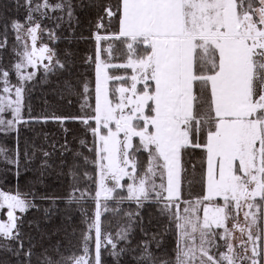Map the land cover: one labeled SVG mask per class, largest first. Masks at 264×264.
I'll list each match as a JSON object with an SVG mask.
<instances>
[{
	"label": "snow or ice",
	"instance_id": "6c2138e0",
	"mask_svg": "<svg viewBox=\"0 0 264 264\" xmlns=\"http://www.w3.org/2000/svg\"><path fill=\"white\" fill-rule=\"evenodd\" d=\"M95 6L94 54L85 58L95 82L94 89L83 83L80 115L33 116L25 105L41 67L47 76L73 65L72 51L62 60L48 44H38L45 19L60 28L66 18L71 28L72 0H25L24 21H11L18 59L10 69L0 67V131L18 134L20 125L71 120L91 134L90 147L80 142L91 156L76 153L73 166L79 170L82 161L94 194L73 185L67 198L75 205L91 198L95 205L90 217L80 208L86 228L79 253L65 256L56 246V255L45 249L38 264H104V251L115 264L128 253L132 264H264V0H100ZM2 29L0 49L7 46L8 24ZM47 35L59 39L54 30ZM197 150L200 191L194 194L186 176L189 164L197 171L190 159ZM23 155L30 162L28 151ZM20 157L18 147L12 153L0 147V162L14 166L17 176ZM47 166L45 159L41 168ZM30 195L0 190L6 215L0 250L19 264H32L34 255L32 238L26 247L22 230L23 214L37 207ZM126 202L136 209L118 207ZM146 206L167 221L166 232H175L171 260L152 249L160 241L143 226ZM109 211L127 217L115 235L102 228ZM134 225L145 237L135 245Z\"/></svg>",
	"mask_w": 264,
	"mask_h": 264
},
{
	"label": "trees",
	"instance_id": "16d2710c",
	"mask_svg": "<svg viewBox=\"0 0 264 264\" xmlns=\"http://www.w3.org/2000/svg\"><path fill=\"white\" fill-rule=\"evenodd\" d=\"M57 3L60 0H50ZM100 0H72L75 6V18L71 28L65 21L60 28H56V21L49 19V27H52L59 39L52 43V48L59 57L64 59V52L70 50L74 53L73 65L70 71H57L48 76H39L28 84L29 91L25 94V105L31 108L33 116H77L81 114L83 97L80 95L85 81L90 82L94 89L95 73L94 66L85 62V58L94 54V41L91 38L98 16V8L95 6ZM106 2V0H105ZM25 0H0V31L2 26L8 24L7 46L0 52L9 58V52L16 46L15 33L11 29L12 20L24 21L26 16ZM63 15L60 13L51 14L52 17ZM50 41V40H49ZM11 68V64L5 66ZM11 81H15L14 71L10 73ZM72 88L69 90L68 85ZM94 103V93L93 100ZM87 140L91 146V134L78 121H66L60 124L54 120L47 123H32L20 125L19 133L1 132L0 147L12 153L17 147L21 154L19 176L14 166L0 162V188L11 193L19 191L23 194L35 196L36 208L30 209L23 214L26 247L27 238H32L33 249L32 264H38V257L48 250L50 255L55 256L56 246L65 256L72 252L79 253L81 236L86 228V217L81 213L80 208L87 210V216H92L95 205L91 198L86 199L81 205L69 204L68 196L72 192L73 185H78L81 190H87L94 194V187L90 186L83 176L84 166L81 161L79 170L74 168L76 153L83 152L84 155L91 154L87 148L81 145V140ZM17 141L19 143L17 144ZM35 150V155L32 152ZM28 151L30 162H25L24 152ZM48 152L49 157L45 158L43 152ZM47 160V167L41 168L42 163ZM192 164H196L197 171L192 172L191 164L187 165L188 173L186 180H192V191L198 193L199 180V150L190 158ZM91 171V168H88ZM77 172L78 178L74 179L72 173ZM78 196L79 193H76ZM41 197H47L42 199ZM110 208L117 205L114 202L109 204ZM124 211H134L135 204L123 203L118 206ZM48 209L45 216L44 210ZM143 217V226L151 234H156L160 241L159 248L155 242L152 249L160 259L171 260L174 258L176 246L175 232H166L167 221L160 217L153 206H146L140 210ZM102 228L115 235L116 231L126 224L127 217L122 213L109 211L101 217ZM149 236V238H150ZM134 240L136 242L144 239L139 227L134 225ZM121 243V247H123ZM104 264H115V258L107 251L102 253ZM19 259L7 251L0 250V264H19ZM121 264H132L133 254L128 253L121 256Z\"/></svg>",
	"mask_w": 264,
	"mask_h": 264
},
{
	"label": "rangeland",
	"instance_id": "374dc122",
	"mask_svg": "<svg viewBox=\"0 0 264 264\" xmlns=\"http://www.w3.org/2000/svg\"><path fill=\"white\" fill-rule=\"evenodd\" d=\"M51 2V1H50ZM60 2V1H59ZM56 13H60V12H56ZM51 14H54L53 12H49V15L51 16ZM62 14V13H60ZM42 27L45 28V32L41 34V40L38 41V44L39 43H46L49 45V47L52 48V43L54 41L50 40L49 41V38H48V35H47V30H53L52 27H49V19H45L42 21ZM69 27V26H66V28ZM16 47H19L17 45V42H16ZM1 50V49H0ZM18 59V57L15 55V53L13 52V49H11V51L9 52V58H5V56L0 52V67L2 68H5V66L11 64V66L16 62V60ZM46 63V61H45ZM33 69H29V71H32ZM51 74V73H50ZM48 74V75H50ZM45 76L44 75V72H43V68L41 67L39 71H37V76L35 79H37V77L39 76ZM47 75V76H48ZM14 76H15V73H14ZM11 79V78H10ZM34 79V80H35ZM33 80V81H34ZM13 84H15L17 81H16V77H15V81H11ZM32 82V81H31ZM29 82V83H31ZM6 118H11L10 115H8ZM1 132H4V131H0ZM12 131H9L8 133H10ZM0 190L2 191H5V192H8L7 190H3L2 188H0ZM113 202V201H109V204ZM17 215H21L20 213H17ZM0 219H6V215L4 214V212H0ZM241 219H242V216H241Z\"/></svg>",
	"mask_w": 264,
	"mask_h": 264
}]
</instances>
